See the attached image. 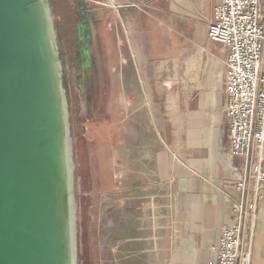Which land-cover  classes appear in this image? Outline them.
<instances>
[{"label": "crops", "instance_id": "crops-1", "mask_svg": "<svg viewBox=\"0 0 264 264\" xmlns=\"http://www.w3.org/2000/svg\"><path fill=\"white\" fill-rule=\"evenodd\" d=\"M73 1L90 69L113 71L117 59L123 68L124 91L113 98L122 115L92 125L90 142L106 160L107 192L117 186L121 198L130 190L138 197L96 211L117 246L103 264H210L232 220L224 188L243 164L224 114L227 52L207 36L220 0ZM150 196L160 205L156 229ZM257 216L252 264H264V201Z\"/></svg>", "mask_w": 264, "mask_h": 264}, {"label": "water", "instance_id": "water-1", "mask_svg": "<svg viewBox=\"0 0 264 264\" xmlns=\"http://www.w3.org/2000/svg\"><path fill=\"white\" fill-rule=\"evenodd\" d=\"M73 0H0V264H103L86 201L107 192L87 139Z\"/></svg>", "mask_w": 264, "mask_h": 264}, {"label": "built area", "instance_id": "built-area-1", "mask_svg": "<svg viewBox=\"0 0 264 264\" xmlns=\"http://www.w3.org/2000/svg\"><path fill=\"white\" fill-rule=\"evenodd\" d=\"M207 36L227 52L224 114L232 153L243 161L242 175L224 188L232 220L222 227L210 264H252L257 213L264 201V0H220ZM136 194L130 190L127 197ZM148 198L156 229L160 205Z\"/></svg>", "mask_w": 264, "mask_h": 264}, {"label": "rangeland", "instance_id": "rangeland-1", "mask_svg": "<svg viewBox=\"0 0 264 264\" xmlns=\"http://www.w3.org/2000/svg\"><path fill=\"white\" fill-rule=\"evenodd\" d=\"M115 34H117V31L114 32V35ZM222 48H223L222 45H217V49L215 52L217 53V55H219V57H220L221 52L223 50ZM220 49H221V52H220ZM116 58L120 59V55H118L117 52L111 58V60L114 61V59H116ZM85 59L87 62L88 75L90 78V92L92 94V106L86 107V110H87V116H86L87 139L90 142L91 135H92V133H91L92 125L93 126H101V125H98V123H99V124H103L104 127H106V125L104 123H105V119H107L106 117L108 116L107 113L115 112V113H118L119 115L120 114L122 115L123 109H121L120 97L119 96L117 97L118 101H116V102L113 100V98L115 95L122 94V91H124V86L122 85L123 79H121V77H120L122 74L123 68L121 65V61H118V59H117L116 62L114 61L115 62L114 63L115 69L113 71L110 69L109 71H106L105 73L100 72V71L95 72V71L90 69L91 66L88 64L90 58L87 59L86 52H85ZM222 59L223 60L221 62V65H222V67H224V59L225 58L222 57ZM184 70H186V73H187V71H188L187 65L185 66ZM222 98H223V96H222ZM115 104H116V106H115ZM173 154L177 155V153H174V152H173ZM109 171H110V173H112L113 178H114V176H117V175H114L115 165H110ZM120 191H121V189L119 187L115 186L112 190H110V192H106V193L94 196V198L88 199L86 201V208H85L83 217L89 223V225L91 226L94 233H96V237H98L99 249H100V253L102 256V262L103 263H104V260L106 261L105 252L108 251V252H110V254L115 253L114 250L117 249V246H114L112 244V241H110L111 237L108 238L105 236V235H107V236L109 235L111 228L106 227V225H108V224H106L105 225L106 232L104 231L105 229H104V226H102L103 225L102 222L99 220L100 221V224H99L98 221H96L97 220L96 219V211L98 210V212H99L101 210L100 207H102V206L107 207L108 211H109L111 208V205H116L114 202L116 200V198H120L119 200H121V201L126 200L128 198H130V199L138 198L137 196L127 197V194L125 195V197L121 198L120 196H118ZM96 197H99V198H96ZM96 199L98 202H96ZM109 212L104 213V215H106L104 217L105 219L110 220V213ZM104 232H105V235H104ZM132 254L136 255L137 253L132 251Z\"/></svg>", "mask_w": 264, "mask_h": 264}, {"label": "trees", "instance_id": "trees-1", "mask_svg": "<svg viewBox=\"0 0 264 264\" xmlns=\"http://www.w3.org/2000/svg\"><path fill=\"white\" fill-rule=\"evenodd\" d=\"M52 1H53V2H54V4L56 5V3H57V1H58V0H52Z\"/></svg>", "mask_w": 264, "mask_h": 264}]
</instances>
